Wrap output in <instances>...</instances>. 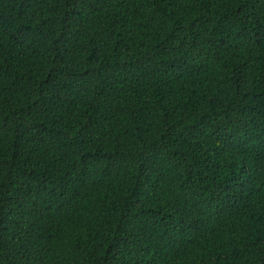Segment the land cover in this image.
Listing matches in <instances>:
<instances>
[{"label": "trees", "instance_id": "16d2710c", "mask_svg": "<svg viewBox=\"0 0 264 264\" xmlns=\"http://www.w3.org/2000/svg\"><path fill=\"white\" fill-rule=\"evenodd\" d=\"M0 264H264V0H0Z\"/></svg>", "mask_w": 264, "mask_h": 264}]
</instances>
